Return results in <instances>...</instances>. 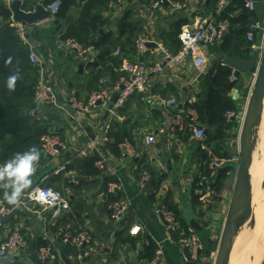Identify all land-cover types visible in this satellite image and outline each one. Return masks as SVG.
<instances>
[{
    "label": "crops",
    "instance_id": "crops-1",
    "mask_svg": "<svg viewBox=\"0 0 264 264\" xmlns=\"http://www.w3.org/2000/svg\"><path fill=\"white\" fill-rule=\"evenodd\" d=\"M1 1L4 4L19 1L23 11L30 13L48 0ZM170 1L183 3L184 6L181 10H174L168 4L154 8L150 0H121L110 4L107 10L100 13L106 23L100 33L111 35L108 47L88 48L90 52L84 57L64 46L60 40L63 30L56 26L53 17L33 27L39 32V41L28 40V43L36 56L43 60L45 82L54 91L59 106L66 110L61 111L50 103L35 102V109L29 112L33 124L45 128L47 133L55 134L64 145L53 161L40 159L38 170L32 178L33 186L45 179L43 185L61 191L69 201L70 210L56 220L50 218L49 211H44L36 204L12 210L0 227V245L14 232L22 236V242L16 249L0 257V264H41L37 253L47 247L59 255L61 262L63 257L70 264H80L75 260L74 251L60 244V237L67 230H80L90 235L88 258L84 264H143L145 261L142 256L146 248L152 245L162 251L164 264H214L211 261L213 240L224 220V204L233 186V165L229 162L225 165L230 166L231 170L220 194L203 204L197 191L201 182L209 177L205 156L207 160L208 155L212 156L211 149L206 144L207 135L202 140L194 138L191 123L184 116L186 110L193 109L192 106L206 93V77L196 82L198 74L190 61L184 60L164 68L151 81L148 94H134L118 112L108 116L109 143L99 146L90 158L104 164L97 175L89 174V159L74 160L77 151L92 138L107 113L102 107L82 113L73 112L67 105L68 99L74 96L79 103L86 105L89 95L94 91L91 88L94 75L97 73L101 76L96 88L110 89L122 77L121 68L125 62L164 65L162 50L170 57H175L180 50L177 36L181 29L200 20L213 18L218 0ZM254 1L255 10L250 12L245 7L246 0H228L216 16V22L229 26L228 40L232 35H229L230 30L236 28L231 26V22L243 19L250 13L254 16L255 24H264V0ZM78 6L79 3H76L71 9L73 19L77 17ZM22 27L27 35L31 33L32 28ZM250 32L248 30L243 36L244 42L248 44L244 50L245 59L256 57L257 52L251 51L250 47L260 44L257 32H253V42L247 41L246 36ZM139 36L146 37L151 46L147 47L144 54L137 56L133 46ZM223 42L203 49L205 67L215 63L220 56L227 57L221 50ZM105 49H109L108 56L103 54ZM117 49L119 55L114 56ZM251 78L252 75L247 74L230 82L233 88L228 97L235 103V115L239 117L228 120L233 122L234 128L240 117H243L250 95ZM115 99L113 96L111 102ZM168 100H174L177 106L165 107L163 103ZM72 114L75 119H71ZM177 118L178 123L175 125ZM241 127L242 123L240 131ZM201 129L206 131L203 127ZM146 136L153 137V145L145 144ZM118 139L121 142L115 148ZM123 141L130 145L134 157L121 159L119 145ZM231 156L228 153L226 161ZM69 161L66 173L54 174L58 166ZM110 184L119 187V201L127 206L126 213L117 224L111 222L105 205L108 198L106 190ZM0 202L4 208L10 209L3 201L2 193ZM167 204H171L178 214L177 218L174 216L175 223L171 231H167L164 219L155 214L159 208L169 212ZM191 220H196L202 227L201 233L196 234L190 229ZM132 226L141 227V233L135 238L128 235ZM188 233L197 236L201 248L196 262L185 263L179 240Z\"/></svg>",
    "mask_w": 264,
    "mask_h": 264
},
{
    "label": "built area",
    "instance_id": "built-area-1",
    "mask_svg": "<svg viewBox=\"0 0 264 264\" xmlns=\"http://www.w3.org/2000/svg\"><path fill=\"white\" fill-rule=\"evenodd\" d=\"M120 1L121 0H117V2ZM150 1L152 2L154 8H158L162 5L168 4L174 10H181L184 6L183 3H173L170 0ZM227 1L228 0L217 1L216 14L213 18L200 20L194 25H186L181 29L180 33L177 36L178 42L180 44L179 53L175 57H170L167 52L162 50L164 56V65L156 64L153 66H147L141 63L125 62L121 68V72L123 75L116 83V85H114L110 89L101 88L92 92L86 101V105H82V103H79L74 96L68 99L67 105L74 110L73 112L82 113L91 108L93 109L102 107L107 113L106 118L98 125L97 130L92 138L88 139L86 144L77 151L76 155L74 156V160L90 159L92 155L97 151L99 146L109 143L108 116L118 112L134 94H148L151 81L155 76L160 74L164 68L172 67L173 65L182 63L184 60H188L192 63L197 74L204 71L205 56L203 53V49L222 42L225 36L228 34V24L218 23L215 21L216 16L221 13ZM5 6L8 10L10 9L9 2L5 3ZM58 7L59 4L55 3L47 7V11L51 15H54L56 14ZM245 7L250 12L254 11L255 1L246 0ZM11 26L18 29V36L25 43H27L28 39H26L27 35L25 28L13 23L12 16ZM249 31L251 32L246 36L247 41L253 42V32H257V35H259L260 37V43L262 45L264 38V24H253L250 26ZM149 43L150 41L146 37H137L133 46L134 54L137 56L144 54ZM63 44L67 49L75 51L77 55L81 57H84L90 52L89 49H83L77 43L71 40L65 41ZM27 45L29 47V62L32 66L38 69V81L34 89V101L37 104L50 103L52 106L66 112L64 108L59 106L58 99L54 91L45 82V68L43 60L39 59L36 56L29 43H27ZM250 49L251 51L257 53L260 51L259 45L252 44ZM113 55L118 56L119 50L117 49L113 53ZM233 80L235 79L232 77L230 82H233ZM113 96H115L116 99L115 101L111 102ZM98 103H100L99 106L97 105ZM163 105L168 108H175L177 106L174 100H168L164 102ZM66 114L68 115L69 113ZM184 118L190 121L194 138L202 140L204 138V131L200 127L196 111L194 109H187ZM237 118L239 117H237V115H235L234 113L227 114V120H235ZM71 119H75L73 117V114L71 116ZM177 123L178 118L175 120V125ZM144 141L147 146H151L154 143V139L151 136H146ZM40 142L43 155L51 161H53L57 157L60 150L64 149L63 143L53 133L45 134L40 139ZM119 155L121 159L124 160L134 157V152L126 141H123L119 145ZM208 160V169L210 171L209 177L208 179H204L201 182L197 191L198 196L201 197L203 204H207L211 199H213V192L207 188L203 189V187H201L202 183H207V180L215 179L217 172L220 171L227 164V162L236 164L238 159L237 157H234V159H232L231 161H226L224 159H218L211 155H208ZM69 163L70 161L58 166L55 169L54 174L66 173ZM94 166L98 170H102L104 164L100 161H96ZM44 180L45 179L41 180L39 184L33 186V189L28 190L20 207H27L30 204L40 205L44 211L50 212L49 216L52 220L59 219L64 213L69 212V201L61 191L48 186H44ZM118 190L119 187L117 185L110 184L106 190V193L109 197H115ZM108 211L111 222L117 224L121 221L124 214L126 213L127 206L121 201H116L108 206ZM11 213L12 210L4 208L2 203L0 202V227L4 225ZM155 214L160 215L164 219L167 231H171L175 223L173 215L164 208H159L155 211ZM140 233L141 227L139 226H132L128 231V235L131 238L137 237ZM21 242L22 236L18 232L12 233L0 245V257H3L7 251L10 252L16 249V247H18ZM90 243V235L80 230L64 231L60 237V244L63 247L74 251L75 260L80 264H84L88 258L87 248ZM179 244L184 251L183 261L185 263L189 261L196 262L198 258V252L201 248L197 236L193 233H188L187 235L181 237V239L179 240ZM37 259L41 264H62L59 255L52 252V250L48 247L39 250V252L37 253ZM143 264H164L162 259V251L160 250V248L158 247L156 249L154 257L151 261L144 262Z\"/></svg>",
    "mask_w": 264,
    "mask_h": 264
},
{
    "label": "trees",
    "instance_id": "trees-1",
    "mask_svg": "<svg viewBox=\"0 0 264 264\" xmlns=\"http://www.w3.org/2000/svg\"><path fill=\"white\" fill-rule=\"evenodd\" d=\"M115 2L117 0H48L44 2V6L59 4L53 20L56 26L63 30V42L71 40L83 49H99L107 48L111 39L110 34L101 35L100 33L106 25L100 13ZM76 3H79L78 14L73 19L70 13ZM11 16L10 11L0 0V163L10 159L15 153L27 151L31 147L39 148L41 158H46L42 153L40 139L48 134L45 128L31 122L32 117L29 112L35 109L34 89L38 81V69L30 64L28 41L25 43L20 39L17 34L18 29L11 26ZM231 24L236 28H232L229 32V35L232 34L231 39L228 40L227 35L225 36L221 45L222 53L227 57L245 59L243 55L248 44L244 42L243 36L249 27L255 24L254 16L250 13L243 19L232 21ZM27 36H29L28 40L39 41V32L35 28H32ZM103 54L108 56L109 49H105ZM9 58L11 63H8ZM213 69V75L211 70L205 79L206 93L192 108L198 115L200 126L208 132L206 144L211 149L212 156L226 160L229 153V150L225 149L226 142L234 128L233 122L227 120V114H235L237 108L228 97L233 88L229 81L231 70L220 62L216 63ZM17 70L21 78L16 82L15 91L9 92L6 81ZM100 78L101 76L97 73L94 75L91 87L94 91L98 89L96 87ZM21 107L22 111L26 112H21ZM120 142V139L116 140L114 147L117 148ZM205 159L208 166L206 156ZM95 162L94 159H89L87 163L90 175L98 174V169L94 168ZM230 170L231 167L226 166L218 172L215 179L207 180V183H202L201 187L212 191L215 198L228 180ZM204 174L207 176L206 172ZM116 201H119L118 194L115 197L108 196L105 204L107 209ZM167 206L173 217L177 218L175 208L171 204ZM155 251L154 245L146 248L142 259L145 262L151 261Z\"/></svg>",
    "mask_w": 264,
    "mask_h": 264
},
{
    "label": "water",
    "instance_id": "water-1",
    "mask_svg": "<svg viewBox=\"0 0 264 264\" xmlns=\"http://www.w3.org/2000/svg\"><path fill=\"white\" fill-rule=\"evenodd\" d=\"M9 11L12 15L13 23L25 26L27 28H33L37 24L50 19V13L45 10L44 4L37 6L34 12L26 13L22 9V4L19 1H15L10 4ZM60 40L63 41V37H61ZM148 46L150 47L151 45L148 44L147 47ZM218 62H220L224 67L231 70L232 77L234 79H237L242 75L254 74L252 89L244 110L241 127L242 129L239 135V160L237 164L236 178L232 186V194L224 219L222 239L217 250L219 252L220 249L224 247L226 249L227 256H225L224 259L222 258V260H220L217 255L214 262V264H228L230 240L233 234V225L236 217V206L238 203L241 188L245 184L247 173L249 170L251 134L254 127L258 125V112L264 96V38L262 42L261 58L259 60L254 56L250 57L249 59L220 56L215 61V63L207 65L204 71L198 74L196 82H200L201 80H203ZM97 105L99 106L100 103H98ZM207 133V131H204V136H206ZM200 217H203V214H200ZM189 227L196 234L201 233V231L203 230L196 220L189 221ZM61 259L63 264H70L67 259L63 257H61Z\"/></svg>",
    "mask_w": 264,
    "mask_h": 264
},
{
    "label": "bare ground",
    "instance_id": "bare-ground-1",
    "mask_svg": "<svg viewBox=\"0 0 264 264\" xmlns=\"http://www.w3.org/2000/svg\"><path fill=\"white\" fill-rule=\"evenodd\" d=\"M50 17L53 15L50 14ZM261 123L258 124L261 125ZM256 138L262 139L261 134H257ZM258 139L250 142L253 161L262 151ZM235 214L228 264H262L264 259V156L256 163H249L247 178L241 188ZM217 255L220 260L224 259L227 256L226 249L222 247L219 252H216V257Z\"/></svg>",
    "mask_w": 264,
    "mask_h": 264
},
{
    "label": "clouds",
    "instance_id": "clouds-1",
    "mask_svg": "<svg viewBox=\"0 0 264 264\" xmlns=\"http://www.w3.org/2000/svg\"><path fill=\"white\" fill-rule=\"evenodd\" d=\"M8 63H11V58ZM20 78L18 70L8 77L6 87L9 92L15 91L16 82ZM40 159V149L31 147L0 163V193L10 210L20 207L28 190L33 189L32 178L38 170Z\"/></svg>",
    "mask_w": 264,
    "mask_h": 264
},
{
    "label": "rangeland",
    "instance_id": "rangeland-1",
    "mask_svg": "<svg viewBox=\"0 0 264 264\" xmlns=\"http://www.w3.org/2000/svg\"><path fill=\"white\" fill-rule=\"evenodd\" d=\"M259 47H260V51L256 54L257 55L256 57L258 58V60L261 58V52H262L261 43L259 44ZM253 80H254V74L252 75V78H251V83H250V88L251 89H252ZM250 88H249V90H250ZM250 92H251V90H250ZM263 100H264V96H263V99L261 101L259 112H258L259 113L258 123H260V122H262V123H261V125L258 124V129L257 130H259V131L255 130V129L252 131L251 140H250V142H251L254 139H258V138H256L257 134H261L262 139H258L257 141H258V143H261V150L262 151L260 152V154H258L256 156L255 161H253V159H252V154L253 153H251V151H250V160H249L250 164H253V162H255V163L258 162L259 159L262 156H264V153H263V151H264V106H262ZM242 119L243 118L239 119L238 123L236 124L237 125L236 128H233L232 132H230V136H229L228 141H227V146L225 147V149L229 150V153L232 155L230 160H228V161H231L232 159H234V157H237V159L239 160L238 145H239V132H240V126H241V123H242L241 122ZM239 122H240V125H239ZM229 147H230V149H229ZM238 160H237L236 164H232L231 162H229L231 165H233V169L231 171V173H233V175H232L233 177H232V180H231L232 184L234 183L235 178H236ZM231 194H232V189L229 192V194L227 195L226 204H224V210H223L224 219H225L226 212H227V209H228V205H229V202H230ZM223 225H224V220L222 221V224H220V227H219L220 229H218V231L216 232V234L214 236L216 238L213 240L214 242H213L212 249L214 250L213 251L214 253L212 255V257H213V260H211L212 263L215 262L216 252L218 250V246H219V244L221 242V239H222ZM263 263H264V259H263Z\"/></svg>",
    "mask_w": 264,
    "mask_h": 264
}]
</instances>
